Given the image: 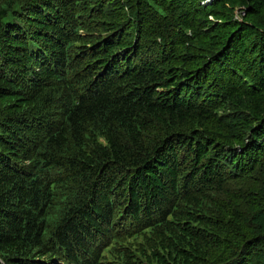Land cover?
Masks as SVG:
<instances>
[{
	"label": "trees",
	"instance_id": "trees-1",
	"mask_svg": "<svg viewBox=\"0 0 264 264\" xmlns=\"http://www.w3.org/2000/svg\"><path fill=\"white\" fill-rule=\"evenodd\" d=\"M107 3L0 0V264H260L264 0Z\"/></svg>",
	"mask_w": 264,
	"mask_h": 264
},
{
	"label": "rangeland",
	"instance_id": "rangeland-1",
	"mask_svg": "<svg viewBox=\"0 0 264 264\" xmlns=\"http://www.w3.org/2000/svg\"><path fill=\"white\" fill-rule=\"evenodd\" d=\"M212 1L213 0H204V3L211 4ZM134 6H135L134 0H126V1L110 0V3L105 4L103 7L104 15L106 16V17L104 16L105 20H112L113 22H122L123 24L125 22L122 20L125 19L124 16H127V14H129L133 18ZM120 7H122L123 10ZM111 9H113V11H111ZM235 11H236V17L241 19L242 18L241 15L243 13H241L240 7H237ZM139 25L141 26L140 23ZM96 28L97 26H94L92 28L93 29L92 31L94 32ZM234 107L240 108V107H237L236 105H234ZM243 113L244 112L241 111V114ZM241 118H243L242 115H241ZM250 138H251L250 133L247 132V134L244 136V140L248 143ZM232 147H239V144L233 145ZM262 161H264V159ZM240 181L242 182V186H245L247 190L251 191L252 197H249L250 198L249 201H245L241 199L239 202L237 201L236 203V201L233 200V203L231 204L230 197H225L223 202H225V204L230 205V209L232 212L235 210L238 214L242 216V218H244L245 224L242 228H243V231L248 234V233H253L254 231V230H251L250 228H247L250 225H253L255 227L261 226L264 228V223L259 221L262 219L260 216L262 215V212L264 211V207H260V205H264V203L262 202V200L260 201V203L256 201L257 196L261 192H264V169L260 171H254L252 175L250 176H246V174H243L242 178H240ZM255 181L257 183H255ZM244 192L245 191L243 190L237 191V193H240V194ZM237 226L239 229H242L240 225L237 224ZM263 228H262V231L264 230ZM133 239H134L133 237H129L126 242H133ZM259 261H260V264H264V256L259 257Z\"/></svg>",
	"mask_w": 264,
	"mask_h": 264
}]
</instances>
